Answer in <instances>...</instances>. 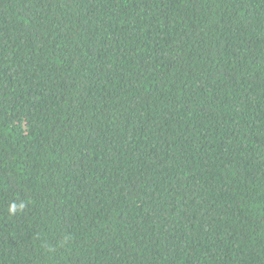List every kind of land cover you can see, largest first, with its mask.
<instances>
[{"label":"trees","instance_id":"trees-1","mask_svg":"<svg viewBox=\"0 0 264 264\" xmlns=\"http://www.w3.org/2000/svg\"><path fill=\"white\" fill-rule=\"evenodd\" d=\"M0 264H264V0H0Z\"/></svg>","mask_w":264,"mask_h":264},{"label":"clouds","instance_id":"clouds-1","mask_svg":"<svg viewBox=\"0 0 264 264\" xmlns=\"http://www.w3.org/2000/svg\"><path fill=\"white\" fill-rule=\"evenodd\" d=\"M23 207H24L23 204L19 205V208L22 209ZM17 208H18L17 204L13 203V204L10 205L9 211L12 212V213H15L17 211Z\"/></svg>","mask_w":264,"mask_h":264}]
</instances>
